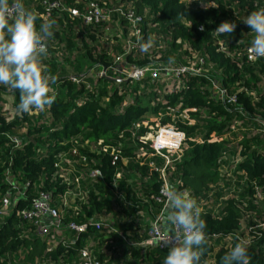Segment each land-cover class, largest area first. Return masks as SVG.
<instances>
[{
	"label": "trees",
	"instance_id": "trees-1",
	"mask_svg": "<svg viewBox=\"0 0 264 264\" xmlns=\"http://www.w3.org/2000/svg\"><path fill=\"white\" fill-rule=\"evenodd\" d=\"M97 1L123 5L142 17L138 48L127 52L116 34L99 55L93 41L101 39L100 26L90 32L79 21L57 12L44 20L45 0L23 2V8L37 16V31L45 22L52 24V35L45 38L48 54L38 59L55 102L43 111L21 114L17 111L19 90L0 85V208L10 189L5 181L8 167L16 184H29L15 212L0 216V264H82L80 251L88 245L103 264H163L168 252L138 248L150 230L142 216L162 209L153 200L161 182L158 174H151V157L142 161L140 156V149L148 148L140 140L148 132L144 119L151 122L155 118H163L162 125L177 121L187 135L188 149L169 172L177 192L196 201L204 221L201 264H221V258L237 243L246 246L249 264H264V59L248 61L247 49L255 33L243 22L252 12L264 10V0ZM64 2L72 4L73 0ZM224 21L236 23L232 34L216 31ZM109 27L125 40L133 39L125 20L117 18ZM4 35L0 31V37ZM149 41L151 47L142 51L141 45ZM192 51L204 56L213 71L185 75L183 86L173 94L159 93L162 86L149 78L142 84L104 78L95 82L89 73L93 66L113 67L118 57L138 68L174 66ZM81 75L84 82L80 85L70 80ZM212 80L220 81L237 97V103L225 106L219 101ZM89 83L94 84L92 90ZM6 93L13 99L16 115L12 120ZM193 109L189 115L195 126L190 127L180 121V115ZM15 137L21 139L19 145ZM115 149L121 150V160L113 165ZM72 150L79 153L73 160L85 156L88 162L78 161L66 179L65 170L71 167L66 165L61 171L56 164L59 154ZM96 169L102 171L103 179L90 182L86 171ZM82 174L83 195L65 206L64 197L75 190V179ZM43 192L52 194V206L63 212L66 225H80L89 218L126 217L128 221L119 225L134 246L124 244L122 254L109 256L106 238L114 234L95 225L87 233H72L74 245L44 240L33 222L17 215ZM115 192L122 195L121 200Z\"/></svg>",
	"mask_w": 264,
	"mask_h": 264
},
{
	"label": "built area",
	"instance_id": "built-area-1",
	"mask_svg": "<svg viewBox=\"0 0 264 264\" xmlns=\"http://www.w3.org/2000/svg\"><path fill=\"white\" fill-rule=\"evenodd\" d=\"M185 1H189V3L192 2V0ZM17 2L23 5L24 0H14L9 5L8 19L10 21L13 20L17 14L15 8ZM44 5L45 12L41 16L44 20L49 19L55 12H57L61 16L68 15L73 20L79 21L80 26L88 28L90 32H93L95 27L100 26V34H102L101 39L97 38L95 41H93L94 45L97 46V52L99 55H102L103 47L106 46V43L110 37H114L116 34H119L120 38L123 37L122 34L117 33V30L111 29L109 27V25L117 20V18L125 20L130 26L131 37L133 39L124 40V38V41L122 40L125 43L127 52L138 48L141 44L142 30L140 28V24L142 23V17L131 8L125 9L123 5L117 3H111L110 6L107 4H102L97 0H73L72 4H67L64 2V0H45ZM109 47L111 48V45ZM47 54L48 48L46 53L42 55L45 56ZM247 59L251 63H256L260 60H263L264 58H254L251 53V47H248ZM211 71H213V68L207 64L206 58L192 51L185 56V62L184 59H182L181 62L178 60L174 66L162 67L151 64L146 67L138 68L124 64L123 58L118 57L116 58V63L113 67L105 68L103 66H93L89 70V73L95 82L101 78H104L116 83L132 81L134 84H142L145 79L149 78L152 82L159 83L162 87L158 90V92L166 95L177 92L181 86H183L185 75H207L208 73H211ZM70 80L73 83L80 85L84 82V76H71ZM87 87L92 90L94 88V84L89 83L87 84ZM212 89L216 98L225 106H231L237 103V97L230 94L228 89L223 84H221L220 81L212 80ZM191 111L195 112L196 110L193 109L183 111L180 115V121L187 122L190 127H193L195 126V123L193 120H191L189 115ZM13 117L14 115L9 117V120H12ZM145 126L148 128V132L145 136L142 135L140 140L148 148L140 149V156L142 161H145L147 158L151 157L150 161L148 162L151 174H158L157 181L161 182L159 193L153 197V200L156 204L161 205L162 209L158 214L154 215L151 213V215H154V218L151 224H149L150 230L148 233V238L144 242L138 244V248L149 247L159 251L168 252L169 246L166 245L165 242L169 239V235L171 236L172 233L169 234V231L165 229L164 214L168 204L167 193L170 189H176V186L171 179L169 169H174L175 164L181 162L185 151L188 149V139L186 132L180 130V128L177 127V121H174L173 124L168 125H151L146 123ZM22 132H25V130ZM13 140L16 145H19L22 142L18 137L13 138ZM120 155L121 150L115 149L112 153L113 165H116L121 160ZM70 156L71 158H69ZM78 156L79 153L77 150H72L68 154L58 155L60 161L56 164L57 168H59L61 171H64V167L66 165L71 167V169L65 170V175L66 172H68L67 175L64 176L66 179H68V174L75 171V165L78 163V161L87 165L88 160L85 156H81L77 160L72 159ZM86 172H88L86 176L90 182L101 181L103 179V173L99 169ZM120 177L121 175L119 174L117 178L120 179ZM82 179H84V174L76 177L75 183L77 186L75 190L69 192L64 197L65 206L69 202L75 203L77 198L83 195L80 187ZM5 181L10 189L3 195L2 206L0 208L1 218H5L15 212V206L17 202L21 200L20 198L22 196H24V191L29 188V184H23L22 187L20 186V183L16 184L14 175L11 172V167H8L5 171ZM115 195L118 200L122 199V195L120 193L115 192ZM124 202L128 204L126 201ZM52 203V194L43 192L37 198L32 200L30 208L17 212V215L24 220L33 222L36 227L37 234L44 240L53 241L55 245H59L61 243L66 244L67 242H71L72 245L76 243V240L73 239V236L68 240L65 239L64 236L58 237L59 234L56 236L57 228L63 225L68 231H70L71 234L87 233L89 227L92 225H95L97 229L105 228L111 234H118L116 229L112 227L113 224L106 221L108 218L105 220L89 218L87 222L80 225L76 223L66 225L64 222L63 212L55 209L52 206ZM122 222L124 223L125 221ZM52 231H55L54 234H52ZM177 233L181 237L183 236L182 229H177ZM119 238L123 240L124 244L134 246L133 243L125 239L124 235L120 234ZM247 241L249 240L247 239ZM80 255L82 264H103L96 259L94 251L89 245L81 249Z\"/></svg>",
	"mask_w": 264,
	"mask_h": 264
},
{
	"label": "clouds",
	"instance_id": "clouds-1",
	"mask_svg": "<svg viewBox=\"0 0 264 264\" xmlns=\"http://www.w3.org/2000/svg\"><path fill=\"white\" fill-rule=\"evenodd\" d=\"M15 8L17 14L10 21L8 0H0V31L5 33L0 37V85L19 90V113L43 111L55 102V96L49 94V80L42 74L38 59L47 51L45 38L52 35V24L45 22L37 31V16L32 11L25 10L19 2ZM243 22L255 33L251 44L252 56L264 58V10L252 12ZM236 27V23L224 21L216 31L232 34ZM150 47L149 41L141 45V50L147 52ZM167 199L164 222L170 226L168 231L172 235L165 242L169 250L163 264H201L206 236L205 224L200 219L196 201L187 194L172 189L168 191ZM177 229L183 230L182 237ZM221 264H249L246 246L235 244L221 258Z\"/></svg>",
	"mask_w": 264,
	"mask_h": 264
},
{
	"label": "crops",
	"instance_id": "crops-1",
	"mask_svg": "<svg viewBox=\"0 0 264 264\" xmlns=\"http://www.w3.org/2000/svg\"><path fill=\"white\" fill-rule=\"evenodd\" d=\"M143 217V216H142ZM154 218V215L148 214L147 219H148V223L151 224L152 220ZM122 221L127 222V218L120 216L116 222L112 223V227H114L117 231V233L123 235V229L122 227L119 225ZM110 223V222H109ZM165 229L168 231L169 229V225L164 224ZM118 234H114V236H109L106 239L108 240L107 245L105 246V249L109 248V252L108 255L109 256H114V255H120L123 253V250L121 249L124 245V242L121 240V238H119ZM65 239H71L72 234L70 233V231L66 230V233L64 234Z\"/></svg>",
	"mask_w": 264,
	"mask_h": 264
},
{
	"label": "rangeland",
	"instance_id": "rangeland-1",
	"mask_svg": "<svg viewBox=\"0 0 264 264\" xmlns=\"http://www.w3.org/2000/svg\"><path fill=\"white\" fill-rule=\"evenodd\" d=\"M192 1H194V0H192ZM195 1H197V0H195ZM122 39H124L123 37H122ZM125 40V39H124ZM123 40V41H124ZM184 62H185V57H184ZM113 79V78H112ZM115 80V79H114ZM5 97H6V99H8V101H9V104L6 106V109H9V117H12L13 115H16V113H15V111L13 110V108H12V104H13V99H12V97H11V95L9 94V93H6V95H4ZM145 120V122L147 123V124H150V123H152V124H155V125H160V124H162L161 123V120H163V118H161L160 120H158V119H151V122H150V120L148 121V120H146V119H144ZM10 182V181H9ZM20 186L22 187L23 186V184H20ZM174 190L176 191V189L174 188ZM146 214V213H145ZM147 216H148V214H146V217H144L143 216V218H142V220H144L143 221V225H145L144 223H148V219H147ZM120 216H117V217H113V216H109L108 217V219L106 220V221H108V222H112V223H114V222H116L117 221V219L119 218ZM149 224V223H148ZM66 228L64 227V225L63 226H61V227H58L57 228V233H56V236L58 235V237L59 236H65L64 234L66 233Z\"/></svg>",
	"mask_w": 264,
	"mask_h": 264
}]
</instances>
